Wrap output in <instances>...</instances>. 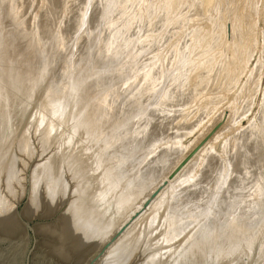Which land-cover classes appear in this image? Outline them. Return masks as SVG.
Here are the masks:
<instances>
[{
	"label": "rangeland",
	"instance_id": "374dc122",
	"mask_svg": "<svg viewBox=\"0 0 264 264\" xmlns=\"http://www.w3.org/2000/svg\"><path fill=\"white\" fill-rule=\"evenodd\" d=\"M0 38L12 40L10 56L0 45L7 58L30 53L36 72L26 71L35 72L26 73L35 76H26L29 84L43 83L31 84L33 91L24 80L25 96H9L29 103L22 116L9 111L14 137L6 141L8 165L0 169V201L7 205L0 206V218H15L11 204L26 201L32 172L24 215L40 223L32 264H225L210 255L215 242L228 246L234 238L244 240L233 254L241 253L239 264H264V0H0ZM34 53L40 56L31 58ZM103 189L107 194L97 197ZM155 192L159 205L149 200ZM143 200L150 201L144 211ZM44 227L72 232L64 248L68 261L50 248L46 253L53 240ZM224 227L230 237L219 233ZM21 232L23 256L28 243ZM250 236L257 242L249 250ZM208 245L209 257L199 250Z\"/></svg>",
	"mask_w": 264,
	"mask_h": 264
},
{
	"label": "bare ground",
	"instance_id": "6f19581e",
	"mask_svg": "<svg viewBox=\"0 0 264 264\" xmlns=\"http://www.w3.org/2000/svg\"><path fill=\"white\" fill-rule=\"evenodd\" d=\"M5 13V12H4ZM114 13V12H113ZM7 19V18H6ZM114 21V20H113ZM6 22V21H5ZM114 23H116V22H114ZM8 33V32H7ZM12 34V33H11ZM14 35V34H13ZM3 38H5V36H3ZM3 38L1 39L0 38V41L1 40H3ZM7 39H9V38H7ZM12 39V38H11ZM16 39H17V36H16ZM14 40H15V38H14ZM148 40V39H147ZM146 40V41H147ZM10 41H12V40H10ZM10 41H3L4 43H0V45H1V47H2V44H4L3 46H5L6 44H7V42H10ZM14 42V41H13ZM139 42V41H138ZM140 42H142L141 40H140ZM144 42V41H143ZM12 43V42H11ZM146 43V42H145ZM14 44H17V43H15L14 42ZM140 44H143V43H140ZM139 44V45H140ZM8 46H9V44H7ZM5 46L4 47V50H6L7 48L6 47H8V46ZM109 45V44H108ZM138 45V46H139ZM10 46H14L13 44L11 45L10 44ZM143 46V45H142ZM16 47V46H15ZM106 47V46H105ZM104 47V48H105ZM108 47V46H107ZM8 48H12V47H8ZM10 49L8 50V51H10ZM17 49V48H16ZM23 50V49H22ZM24 50H25V48H24ZM24 50L23 51H21V48H20V52H24ZM7 50H6V52H8ZM105 51V50H104ZM110 51V50H109ZM5 51H3V49L2 48H0V99H2L3 101H1L0 102V169H1V167H4L5 165H8V163L6 162V156H8V149H6L5 148V144H6V141L8 140V138L9 137H11L12 135V137H14V134L13 133H8V131H9V129H10V126H8V120L10 119V113H9V111L12 109V108H14V109H18L19 110V114H21V116H22V112L24 111L23 109H25L26 107H27V105H28V100H26V102L24 101L23 102V100H25L26 99V97H25V99H22L21 97H20V99L19 98H17V99H19V100H16V98L15 97H13V98H15V100L12 98V100L10 101V98L11 97H9V96H25V94L23 93V91H21L22 89H24L23 88V86H21V85H23V83H24V85H25V82H24V80L26 81H28V76L27 75H29L28 73H31L32 71L31 70H33V69H31V65L30 64H28V61H27V54L28 55H30V53H27V54H25V52H24V54L23 53H21V54H23L21 57H23L24 59H25V57H24V55L26 56V60H25V62H27V65L29 66V68H27L26 66V63L25 62H23L22 60H23V58L22 59H20V56H18L17 54H15L14 56H16L17 58H19L20 60H17V58L14 60V59H12V58H14V57H12L11 56V58L9 57V58H7V54L5 55V53H6ZM12 52V51H11ZM10 52V53H11ZM18 53H19V55H21L20 54V52L19 51H17ZM4 53V54H3ZM9 53V52H8ZM8 54L9 56L11 55V54ZM110 53V52H109ZM12 54H13V52H12ZM35 54V53H34ZM4 55H5V57H4ZM36 55V57H33L34 55H32L31 54V58H37V55L38 54H35ZM106 55V54H105ZM38 56H40V55H38ZM29 57V56H28ZM4 58H6V59H4ZM29 59H30V57H29ZM44 59V58H43ZM14 60V61H13ZM31 62H33V61H36V60H33L32 61V59L30 60ZM39 62H40V60H39ZM84 62V61H83ZM30 63V62H29ZM38 63V62H37ZM37 63H35V64H33L32 65V67H35V65H37ZM51 63V62H50ZM32 64V63H31ZM39 64V63H38ZM42 64V63H41ZM27 68V70H26V68ZM37 68V67H36ZM45 68V67H44ZM34 70H35V68H34ZM33 70V71H34ZM26 71H31V72H26ZM35 72H36V70H35ZM35 72L34 73H31V74H34L35 75ZM26 73H27V75H26ZM28 78H27V77ZM33 76V75H32ZM31 75H30V78H29V80H31V77H32ZM37 76H38V74H37ZM39 76H41V75H39ZM43 77H44V75H42ZM42 76H41V79H42ZM33 77H35V76H33ZM32 77V79H34ZM16 78V79H15ZM20 78V80H17V79H19ZM24 78H26V79H24ZM148 78V77H147ZM146 78V79H147ZM37 79H38V77H37ZM40 79V78H39ZM38 79V80H39ZM40 79V80H41ZM93 80H94V78H92ZM103 79V78H102ZM12 80H14L13 82H15V80H17L18 81V84L15 82V86H12ZM35 80H36V78H35ZM44 80V79H43ZM46 81V80H45ZM29 82H31V81H28V84H27V82H26V84L28 85V87H30L31 86V88H29V90L30 89H33V91H34V88L36 87H33V85H35L36 83H38V82H35V84L34 83H30L29 84ZM41 82V81H40ZM88 82V81H87ZM105 82V81H104ZM11 83V84H10ZM91 83H93V82H91ZM97 83V82H96ZM31 84H33V85H31ZM43 84V83H42ZM41 84V85H42ZM99 84V83H98ZM114 84V83H113ZM11 85V87H10V89L11 90H9V86ZM37 85V84H36ZM38 85H40L39 83H38ZM37 85V86H38ZM40 85V86H41ZM74 85V84H73ZM73 85H71L72 86V88H74V89H76L77 90V87H73ZM108 85V84H107ZM106 85V86H107ZM20 86H21V88H20ZM75 86V85H74ZM92 86H93V84H92ZM111 86V85H110ZM25 88H26V86H24ZM28 87H27V89H28ZM48 87V86H47ZM46 87V88H47ZM97 87H99V86H97ZM37 88V87H36ZM42 87H40V89H41ZM8 89V90H7ZM21 89V90H20ZM27 89H25V91L27 90ZM74 89H72L73 91L72 92H74V91H76V90H74ZM96 89V88H95ZM18 90H20L19 92H21V93H19L18 92ZM43 90L45 91V88H43ZM70 90V89H69ZM103 90V89H102ZM198 90V89H197ZM15 93H13V92ZM32 90H31V93L33 92ZM71 91V90H70ZM196 91V90H195ZM17 92V93H16ZM27 92V91H26ZM25 92V93H26ZM86 92V91H85ZM108 92V91H107ZM18 93L20 94V95H18ZM28 93H29V91H28ZM31 93H29L30 95H27V96H29V98L28 99H30V97H31ZM110 93V92H109ZM113 93V92H112ZM24 94V95H23ZM84 94V93H83ZM201 94V93H200ZM34 95H35V93H34ZM99 95H100V93H99ZM106 95V94H105ZM119 95V94H118ZM124 95V94H123ZM67 96H68V94H67ZM115 96V95H114ZM89 97V96H88ZM92 97V96H91ZM108 97V96H107ZM32 99V98H31ZM108 99H110V97L108 98ZM86 100V99H85ZM103 100V99H102ZM30 101V100H29ZM119 101H121V100H119ZM108 102V101H107ZM116 102V101H115ZM109 103V102H108ZM107 103V104H108ZM105 104V103H104ZM102 105V104H101ZM57 106V105H56ZM58 107H59V105H58ZM119 107H121V106H119ZM100 108V107H99ZM106 108V107H105ZM109 108V107H108ZM107 108V109H108ZM55 109H57V107H55ZM94 109V108H93ZM45 110V109H44ZM58 110V109H57ZM61 110V109H60ZM99 110V109H98ZM97 110V111H98ZM113 110V109H112ZM118 110V109H117ZM54 111V110H53ZM54 112H56V111H54ZM60 112V111H59ZM100 112H101V110H100ZM99 112V113H100ZM123 112V111H122ZM115 113V112H114ZM117 113V112H116ZM18 114V115H19ZM54 114H56V113H54ZM93 114V113H92ZM102 114V113H101ZM94 115V114H93ZM99 115V114H98ZM110 116V115H109ZM113 116V115H112ZM44 117V116H43ZM107 117V116H106ZM115 117V116H114ZM124 117V116H123ZM130 117V116H129ZM133 117V116H132ZM22 118V117H21ZM156 118V117H155ZM80 119V118H79ZM109 119V118H108ZM126 119V118H125ZM42 121V120H41ZM77 121V120H76ZM116 122V121H115ZM81 123V122H80ZM103 123V122H102ZM13 125H12V127L16 130L17 129V127L19 126V124H14V123H12ZM104 125V124H103ZM120 125V124H119ZM101 127H103V126H101ZM106 128H107V126H105ZM118 127V126H117ZM111 128V127H110ZM91 129V128H90ZM104 131H105V129H104ZM12 132H14V131H12ZM84 132V131H83ZM87 132H90V130L89 131H87ZM103 132V131H102ZM126 132H127V130H126ZM131 132V131H130ZM129 132V133H130ZM125 133V132H124ZM120 134V133H119ZM107 135V134H106ZM121 135V134H120ZM141 135V134H140ZM143 135H144V133H143ZM118 136V135H117ZM129 136V135H128ZM152 136V135H151ZM126 137V136H125ZM21 138V137H20ZM24 138V137H23ZM146 138V137H145ZM120 139H122L121 137H120ZM126 139V138H125ZM252 139V138H251ZM19 140H21V139H19ZM18 140V141H19ZM119 140V139H118ZM128 140V139H127ZM126 140V141H127ZM21 142V141H20ZM119 142V141H118ZM113 143V142H112ZM111 143V144H112ZM116 143V142H115ZM110 144V145H111ZM7 145V144H6ZM99 145V144H98ZM109 145V146H110ZM123 145H124V143H123ZM126 145V144H125ZM107 146V145H106ZM120 146V145H119ZM123 147V146H122ZM11 148V147H10ZM93 148V147H92ZM91 148V149H92ZM122 149H124V148H122ZM122 149H120V150H122ZM207 149V148H206ZM113 150V149H112ZM117 151V150H116ZM129 151V150H128ZM251 151V150H250ZM107 152H109V151H107ZM126 152V151H125ZM175 152V151H174ZM110 153H112V152H110ZM171 153H173V152H171ZM171 153L169 154V155H171ZM105 154V153H104ZM109 154V153H108ZM113 154V153H112ZM123 154H124V152H123ZM126 154V153H125ZM116 155V154H115ZM120 155V154H119ZM166 155V154H165ZM256 155V154H255ZM168 156V155H167ZM119 157V156H118ZM237 157V156H236ZM99 158V157H98ZM107 158V157H106ZM112 158V157H111ZM121 158V157H120ZM251 158V157H250ZM160 159H161V157H160ZM249 159V158H248ZM116 162H117V160H115ZM128 161V160H127ZM113 164V163H112ZM152 164V163H151ZM121 165H122V163H121ZM127 165V164H126ZM141 166V165H140ZM230 166V165H229ZM121 167V166H120ZM225 167V166H224ZM123 168V167H122ZM139 168V167H138ZM204 168V167H203ZM221 168V167H220ZM120 169V168H119ZM146 169V168H145ZM221 169H223V167L221 168ZM124 170V169H123ZM135 170V169H134ZM133 170V171H134ZM136 170H138V169H136ZM219 170V169H218ZM110 171V170H109ZM116 171V170H115ZM132 171V172H133ZM158 171V170H157ZM184 171V170H183ZM200 171V170H199ZM118 172V171H117ZM120 172V171H119ZM123 172V171H122ZM131 172V173H132ZM150 172V171H149ZM154 172V171H153ZM185 172V171H184ZM189 172H191V171H189ZM220 172H221V170H220ZM225 172V171H224ZM230 172V171H229ZM106 173H108V170H106ZM106 173L104 174V176L106 175ZM110 173H111V171H110ZM110 173H108V174H110ZM125 173V172H124ZM136 173V172H135ZM145 173H147V172H145ZM113 174V173H112ZM140 174V173H139ZM178 174V173H177ZM181 174H183L182 172H181ZM181 174H179V175H181ZM221 174V173H220ZM111 175V174H110ZM110 175L109 176H105V177H109L108 179L110 180ZM119 175V174H118ZM117 175V176H118ZM142 175V174H141ZM151 175V174H150ZM213 175V174H212ZM217 175V174H216ZM223 175V174H222ZM228 175H230V174H228ZM103 176V177H104ZM221 176V175H220ZM104 177V178H105ZM114 177H115V175H114ZM119 177V176H118ZM140 177V176H139ZM152 177V176H151ZM219 177V176H218ZM113 178V177H112ZM112 178H111V180H112ZM115 179V178H114ZM131 179V178H130ZM136 179H138V178H136ZM216 179V178H215ZM218 179V178H217ZM217 179H216V181H217ZM224 179V178H223ZM104 180H107L106 178L104 179ZM109 181V182H111V183H109L110 185L114 182V184H115V182L116 181H114V180H112V181ZM140 180V179H139ZM210 180H213V179H210ZM220 180V179H219ZM32 172H31V174H30V194H29V198H28V201L26 202V204H25V206L23 207V209H22V211H21V216L23 217V219H25V220H29V218H26L28 215V209H30V208H26V206L29 204V199H30V197L32 196V188H33V185H32ZM108 181V180H107ZM132 181V180H131ZM93 182V181H92ZM104 182V181H103ZM123 182V181H122ZM146 182V181H145ZM225 182V181H224ZM105 183H107V182H105ZM130 183V182H129ZM109 184H107L108 186H109ZM114 184H112V185H114ZM124 184H126L127 185V183H124ZM139 184V183H138ZM141 184V183H140ZM196 184V183H195ZM214 184H216V183H214ZM111 185V186H112ZM204 185V184H203ZM227 185H229V184H227ZM246 185V184H245ZM101 186H102V184H101ZM100 186V187H101ZM106 186V185H105ZM136 186V185H135ZM110 187V186H109ZM108 187V188H109ZM113 187V186H112ZM128 187V186H127ZM193 187V186H192ZM197 187V186H196ZM203 187V186H202ZM205 187V186H204ZM214 187V186H213ZM224 187V186H223ZM107 188V187H106ZM105 188V189H106ZM111 188V187H110ZM132 188V187H131ZM170 188V187H169ZM195 188V187H194ZM216 188H217V186H216ZM230 188V187H229ZM239 188V187H238ZM237 188V189H238ZM101 189V188H100ZM189 189V188H188ZM202 189V188H201ZM215 189V188H214ZM183 190V189H182ZM185 190V189H184ZM199 190V189H198ZM203 190V189H202ZM201 190V191H202ZM205 190V189H204ZM209 190V189H208ZM195 191V190H194ZM213 191H215V190H213ZM212 191V192H213ZM231 191V190H230ZM236 191V190H235ZM94 192H95V190H94ZM188 192H189V190H188ZM204 192V191H203ZM211 192V191H210ZM99 194H98V196L97 197H102V194L103 193H105V194H107L106 193V190H105V192H104V189L103 190H101V191H99L98 192ZM191 193V192H190ZM201 193V192H200ZM241 193V192H240ZM247 193V192H246ZM139 194V193H138ZM161 193H159L158 194V196H161L160 195ZM163 194V193H162ZM164 194H165V192H164ZM167 194V193H166ZM208 194V193H207ZM207 194H206V196H207ZM237 194V193H236ZM242 194V193H241ZM125 195H126V193H125ZM124 195V196H125ZM168 195V194H167ZM185 195V194H184ZM197 195V194H196ZM204 195V194H203ZM209 195V194H208ZM221 195V194H220ZM238 195V194H237ZM122 196H123V194H122ZM142 196V195H141ZM149 196V195H148ZM157 196V195H156ZM155 196V199L157 198V201L155 202V200L153 201V202H155V204L157 203L158 205L159 204H161V203H159L160 201H158V200H160V197H156ZM171 196H172V194H171ZM171 196L169 197V196H166L165 195V198H167V197H169V198H171ZM179 196V195H178ZM187 196H189L188 194H187ZM191 196V195H190ZM194 196V195H193ZM192 196V197H193ZM202 196V195H201ZM243 196V195H242ZM260 196V195H259ZM203 197H205V196H203ZM221 197V196H220ZM121 198V197H120ZM123 198H127L126 196L125 197H122L121 199H123ZM159 198V199H158ZM162 198H164V197H162ZM187 198V197H186ZM199 198V197H198ZM206 198V197H205ZM222 198V197H221ZM239 198V197H238ZM243 198V197H242ZM20 197L18 198V199H16L15 200V202L14 203H12L11 205H12V207L10 208L11 210L13 209L14 210V215H15V218L17 219H15V218H13L12 216H11V214H10V216H6V217H2V218H0V244L2 243V242H6L5 244L7 245V244H9L8 242H19V243H21V242H23V240H21L23 237L22 236H24L23 234H21V233H23V232H21L22 231V229L24 230V227H23V225L21 224V222H20V220L17 218V216H16V214H15V205H16V203L18 202V201H20ZM98 199V198H97ZM120 199V200H121ZM128 199V198H127ZM182 199V198H181ZM181 199H179V200H181ZM210 199H211V197H210ZM240 199V198H239ZM258 199V198H257ZM123 200H125V199H123ZM149 200H152L151 198H149ZM170 200V199H169ZM196 200V199H195ZM127 201V200H126ZM144 201V200H143ZM184 201V200H183ZM187 201V200H186ZM202 201V200H201ZM206 201V200H205ZM252 201V200H251ZM2 201H0V206L1 205H3L4 207H6L7 205L5 204V203H1ZM122 202V200L120 201V203ZM123 202H125V201H123ZM145 202V201H144ZM192 202H193V200H192ZM241 202V201H240ZM135 203V202H134ZM237 203V202H236ZM242 203V202H241ZM252 203V202H251ZM98 204V203H97ZM97 204H96V209L97 210H99V206H97ZM152 205H153V207L154 206H156L155 204H153V203H151ZM189 204V203H188ZM6 205V206H5ZM95 205V204H94ZM221 205V204H220ZM243 205V204H242ZM251 205V204H250ZM254 204H252V206H253ZM262 205V204H261ZM9 206V205H8ZM93 206V205H92ZM139 206V205H138ZM217 206V205H216ZM257 206H259V205H257ZM79 207V206H78ZM94 207V206H93ZM150 206H148V208H149ZM158 207V206H157ZM162 207V205L160 206V207H158L157 208V210L159 209V208H161ZM170 207V206H169ZM219 207H221V206H219ZM255 207V206H254ZM7 208H9V207H7ZM6 208V209H7ZM82 208V207H81ZM139 208H141V207H139ZM139 208H136V209H138V210H140ZM198 208V207H197ZM218 208V207H217ZM216 208V209H217ZM255 208H257V207H255ZM255 208L253 209L254 210V212L256 213V210H255ZM259 208V207H258ZM216 209H215V211L214 212H216ZM243 209H245V208H243ZM250 209V208H249ZM248 209V210H249ZM262 209V208H261ZM8 210V209H7ZM103 210V209H102ZM105 210V209H104ZM137 210V211H138ZM156 210V211H157ZM214 210V209H213ZM218 210V209H217ZM221 209H219V211H220ZM258 210H260V209H258ZM85 211V210H84ZM87 211V210H86ZM91 211V210H90ZM89 211V214L92 216V218L91 219H93V221L94 220H98L97 218L98 217H100V214H95L94 212L92 213V212H90ZM106 211V210H105ZM218 211V212H219ZM252 211V210H251ZM30 212V211H29ZM103 212V211H102ZM213 212V213H214ZM258 212V211H257ZM24 213V214H23ZM104 213V212H103ZM103 213H101V214H103ZM170 213V212H169ZM168 213V214H169ZM173 213V212H172ZM242 213V212H241ZM252 213H253V211H252ZM259 213V212H258ZM85 214H86V212H85ZM105 214V213H104ZM106 214H107V212H106ZM26 217H25V216ZM121 215V214H120ZM143 215V214H142ZM170 215V214H169ZM215 215V214H214ZM240 215V214H239ZM249 215H250V213H249ZM5 216V215H4ZM30 216V215H29ZM140 216V215H139ZM238 216V215H237ZM255 216H256V214H255ZM255 216H251L252 218L253 217H255ZM85 217H86V215H85ZM88 217H89V215H88ZM169 217V216H168ZM239 217H241V215L240 216H238V218L237 219H239ZM236 218H234V219H236ZM91 219H89L90 221H91ZM139 219V218H138ZM240 220V219H239ZM16 221H18L17 223H19V225L16 223ZM64 221V220H63ZM154 221V220H153ZM168 222H169V220H167ZM222 221V220H221ZM233 221H235V220H233L232 219V221H231V219H230V222H232L233 223ZM62 222V221H61ZM64 222H66V221H64ZM219 222V221H218ZM225 223H227L226 221H224ZM224 222H221V223H223L222 225H224L225 227H226V225H229L230 224V222H229V224H225ZM68 224H69V222H67ZM213 223V222H212ZM220 223V222H219ZM231 223V225H232V227H233V225L234 224H232ZM236 224H238V220H237V222H235ZM240 223V222H239ZM63 224V223H62ZM184 224V223H183ZM215 224H217V223H215ZM60 225V224H59ZM63 225H65V226H67L66 224H63ZM70 225V224H69ZM92 225V224H91ZM181 225V224H180ZM208 225H210V224H208ZM220 225V224H219ZM244 225V224H243ZM62 226V225H61ZM64 226V227H65ZM203 226V225H202ZM211 226V225H210ZM235 226V225H234ZM238 225H236V227H237ZM255 226V225H254ZM20 227L22 228V229H20ZM60 227V226H59ZM72 227V226H71ZM148 227V226H147ZM187 227H189L188 226V224H187ZM225 227L224 228H221V231L219 232L220 234L221 233H225V230H224V232H222V229H225ZM232 227H230L229 226V228L227 227L226 229L228 230H231V228ZM248 227V226H247ZM45 228V227H44ZM167 228V227H166ZM182 228V226L180 227V229ZM202 228V227H201ZM235 228V227H234ZM45 229H47V228H45ZM45 229H44V231H45ZM61 229V228H60ZM62 229H63V226H62ZM61 229V231H63V232H60V230L59 229H57V230H59V231H57V233L55 232H50V230L49 229H47V233H49V235H47L48 236V238H51V240H53V242L52 243H54V241H55V243L54 244H52L51 242V244H49L48 242H45V244L47 243V244H49V245H46V246H48V247H45V249H44V247H43V249L46 251L47 250V248L49 249V250H52L51 251V253L53 252V253H56L57 255H59V256H64L65 257V260H69L70 258V254H68L67 252H64L65 250H64V248L66 247V242H67V240H68V238H69V234L68 233H70V231L68 232V231H66L68 228L66 227V230H62ZM70 229V228H69ZM73 229H75V227L73 228ZM169 229V228H168ZM186 229V228H185ZM203 229V228H202ZM205 229H208V228H205ZM204 229V230H205ZM236 229V228H235ZM244 229V228H243ZM260 229V228H259ZM37 226H36V228H35V235H36V237H37ZM41 231L43 230V229H40ZM176 230V229H175ZM204 230L202 231V232H204ZM212 230V229H211ZM215 230V229H214ZM219 230H220V228H219ZM228 230V231H229ZM234 230V229H233ZM253 230H254V227H253ZM261 230H263L264 231V229H263V227H262V229ZM25 231V230H24ZM44 231L42 232V233H44ZM51 231H56V229L55 230H51ZM181 231V230H180ZM200 231V230H199ZM210 230H208V232H209ZM240 231V230H239ZM46 232V231H45ZM68 232V233H67ZM212 232V233H211ZM210 233L211 234H213V230L211 231ZM217 232H218V228H217V231L215 230V233L217 234ZM242 232V231H241ZM259 232V231H258ZM72 233V232H71ZM70 233V234H71ZM174 233V232H173ZM177 233H179V232H177ZM181 233H182V231H181ZM196 233V232H195ZM199 233V232H198ZM231 233H234L233 231H231ZM261 234H262V231L260 232ZM46 234V233H45ZM202 234V233H201ZM220 234H218V235H220ZM226 234H227V231H226V233H225V236H226ZM241 234V233H240ZM253 234V233H252ZM22 235V236H21ZM69 235V236H68ZM168 235H170V233L168 234ZM177 235V234H176ZM176 235L174 236V237H176ZM214 235V234H213ZM228 236H229V233L227 234ZM255 235V234H254ZM254 235H252V236H254ZM44 236H46V235H44ZM166 236V235H165ZM207 236V235H206ZM212 236V235H211ZM211 236H209V239H212V237ZM224 236V235H223ZM238 236V235H237ZM22 237V238H21ZM75 237H76V234H75ZM74 237V238H75ZM167 237V236H166ZM172 237V236H171ZM196 237H198V235L196 236ZM230 237V236H229ZM256 237V238H255ZM253 239H251V236H250V239L249 240H245L246 242H245V247L247 248V249H251L254 245H255V243L257 242V236H255ZM45 238H47V237H45ZM168 238H170V237H168ZM168 238L167 239H165L166 241L165 242H169L170 240H173V239H171L170 238V240L169 241H167L168 240ZM173 238V237H172ZM214 238V237H213ZM215 238H217V237H215ZM214 238V239H215ZM209 239L207 240V242H209ZM218 239H219V237H218ZM223 239V238H222ZM248 239V238H247ZM194 240V239H193ZM200 240V239H199ZM216 241H217V239H215ZM227 240V239H226ZM237 240H238V238H237ZM237 240H235V238H234V241H232L231 240V242L229 241V243L228 244H230V245H226L227 244V242L226 241H224V242H226L225 244L222 242V243H219L218 241L217 242H215V246L214 245H212V244H210L211 246H214L215 248V253H213V255L211 254L210 255V258H211V261L213 260L212 259V257L214 256V254H215V258L217 257V258H221L222 260L223 259H225V261H226V263L225 264H239V258H238V256H240V252H238V255H233V254H235L240 248H241V241L243 240H239V241H237ZM21 241V242H20ZM46 241V240H45ZM48 241H50V240H48ZM77 241V240H76ZM75 241V242H76ZM192 241V240H191ZM198 241V240H197ZM211 241V240H210ZM228 241V240H227ZM44 242V241H43ZM204 242V241H203ZM202 242V243H203ZM213 242H214V240H213ZM233 242H234V245H232L231 246V244H233ZM237 242V243H236ZM243 242H244V240H243ZM18 243V244H19ZM38 243H39V239H38ZM56 243H58V246H56L57 244ZM201 243V244H202ZM209 243H211V242H209ZM217 243V244H216ZM44 244V243H43ZM44 244V245H45ZM68 244V243H67ZM134 244V243H133ZM38 245V244H37ZM53 245H55V246H53ZM123 245V244H122ZM190 246H193V245H191V244H189ZM196 245V244H195ZM210 245H208L207 246V248H205V250H204V248L203 249H201L200 248V246H199V250L201 251V253L203 254V255H205L204 253H206L208 256L207 257H209V254H210V252H211V250H213V249H210ZM226 245V246H225ZM43 246V245H42ZM73 246V245H72ZM75 246V245H74ZM198 245H196V247H197ZM230 246V247H229ZM25 247V246H24ZM68 247V246H67ZM66 247V248H67ZM76 247H77V245H76ZM187 247H189V246H187ZM208 247H209V252H207L206 251V249H208ZM226 247H228V248H226ZM263 247H264V245H263ZM262 247V248H263ZM23 248V247H22ZM184 248V247H183ZM186 248V247H185ZM184 248V249H185ZM190 248H192V247H190ZM189 248V250H191ZM198 248V247H197ZM217 248V249H216ZM184 249H183V251H184ZM186 249H188V248H186ZM185 249V250H186ZM195 249V248H194ZM23 250H24V248H23ZM48 250V251H49ZM71 250V249H70ZM202 250H204V251H202ZM242 251H244L243 249H241ZM240 250V251H241ZM45 251H43V252H45ZM48 251H46V253H48ZM67 251H68V249H67ZM188 251V250H187ZM192 251V250H191ZM190 251V252H191ZM253 251V250H252ZM69 252V251H68ZM214 252V251H213ZM23 253V252H22ZM46 253H44V254H46ZM66 253L68 254V255H66ZM212 253V252H211ZM251 253V252H250ZM48 254H50V253H48ZM47 254V256H49L50 257V255H48ZM72 254V253H71ZM198 254H200L199 252H198ZM189 255V254H188ZM45 256V255H44ZM51 256H52V254H51ZM195 256V255H194ZM206 256V255H205ZM250 256V255H249ZM46 257V256H45ZM58 257V256H57ZM61 257H59L60 258V261H61ZM72 257H74V256H72ZM71 257V259L73 260V258ZM56 258V257H55ZM66 258H68V259H66ZM215 258H214V260L212 261V262H215L216 260H215ZM216 258V259H217ZM49 259V258H48ZM63 259V258H62ZM77 259V258H76ZM244 259H245V257H244ZM249 259V258H248ZM65 260H62V261H64L65 262ZM75 260V259H74ZM91 260V259H90ZM192 260V259H191ZM210 260V259H209ZM241 260V259H240ZM61 261V262H62ZM204 262V261H203ZM90 263V262H89ZM92 263V262H91ZM204 264H207L206 262L204 263ZM210 264V263H209ZM242 264V263H241Z\"/></svg>",
	"mask_w": 264,
	"mask_h": 264
},
{
	"label": "water",
	"instance_id": "95a60500",
	"mask_svg": "<svg viewBox=\"0 0 264 264\" xmlns=\"http://www.w3.org/2000/svg\"><path fill=\"white\" fill-rule=\"evenodd\" d=\"M199 146L190 154L187 156L186 159H184V161H182L180 163V165L175 169V171L173 173H171V175L169 176L168 180L173 179V177L175 176V174L179 171V169H181L182 167L185 166V164L187 163V161L198 151ZM27 186H26V190L24 193V198L26 201H18L15 205V214L17 216V218L20 220L21 224L24 227L25 230V237H26V244L28 243V245L26 246L27 250L25 249V252L22 256V252L23 249L22 247L17 243H11V244H5L2 243L0 244V264H32V255L33 252L35 250V247H37L38 244V239L35 235V228L37 225H39L40 223H36L34 224L32 221L30 220H25L23 219V217L21 216V211H19L18 209L21 207V205L23 204V207L25 206L26 202L28 201L29 198V194H30V178H27ZM166 185V183L163 184V186ZM157 192H155L152 196L151 199H153L156 196ZM150 201L147 200L143 206H142V211H144L145 209H147V207L149 206ZM141 211V212H142ZM141 213H135L134 216L130 219L129 223L127 225H125L124 227H122L120 229V231L116 234V236L112 239L115 240L120 234L123 233V231L127 228V226L133 221L135 220ZM111 241V242H112ZM109 244H107L102 252H104L107 248H108ZM22 257V258H21Z\"/></svg>",
	"mask_w": 264,
	"mask_h": 264
}]
</instances>
